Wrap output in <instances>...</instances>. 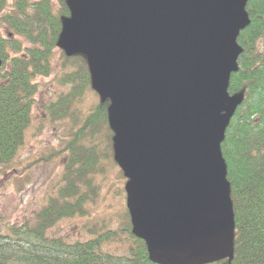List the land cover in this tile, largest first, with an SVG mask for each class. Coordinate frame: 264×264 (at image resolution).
<instances>
[{
  "label": "water",
  "instance_id": "1",
  "mask_svg": "<svg viewBox=\"0 0 264 264\" xmlns=\"http://www.w3.org/2000/svg\"><path fill=\"white\" fill-rule=\"evenodd\" d=\"M247 1L66 0L57 47L85 56L92 90L108 101L131 233L156 264L233 257L221 143L243 100L228 86Z\"/></svg>",
  "mask_w": 264,
  "mask_h": 264
},
{
  "label": "trees",
  "instance_id": "2",
  "mask_svg": "<svg viewBox=\"0 0 264 264\" xmlns=\"http://www.w3.org/2000/svg\"><path fill=\"white\" fill-rule=\"evenodd\" d=\"M245 9L249 23L237 37L242 51L228 86L230 94L242 93L243 100L221 143L235 222L233 257L219 264H264V0H248ZM68 14L66 0H0V165L12 162L24 142L36 77L53 72L55 51L64 68L58 80L70 89L49 103V110L64 116L70 102L86 87L92 89L85 56H67L57 47L61 19ZM107 105L98 99L81 121L66 149L62 185L45 205L21 223H2L0 216V264H156L149 260L145 243L131 234L128 213L127 232L134 246L125 258L103 252L100 236L70 242L48 235L60 219L83 215L85 203L95 197L88 176L95 171L96 157L84 141L97 126L108 132L107 157L113 159Z\"/></svg>",
  "mask_w": 264,
  "mask_h": 264
},
{
  "label": "rangeland",
  "instance_id": "3",
  "mask_svg": "<svg viewBox=\"0 0 264 264\" xmlns=\"http://www.w3.org/2000/svg\"><path fill=\"white\" fill-rule=\"evenodd\" d=\"M52 62L54 70L49 76L36 77L38 89L23 144L12 162L0 165L2 223H21L31 219L62 185L68 161L66 154L69 155L66 149L74 141L81 121L99 99L92 89L86 87L79 98L69 103L70 108L64 116L51 112L49 105L58 99L59 94L68 93L70 89L69 85L58 80L64 69L59 51H55ZM96 128L98 133L84 141L85 147L93 149L96 157L95 171L88 176L92 178L95 197L85 203L83 215L60 219L48 230V235L70 242L100 236L103 252L113 259L125 258L134 246L127 232L124 191L127 179L117 163L107 157L108 132L104 127Z\"/></svg>",
  "mask_w": 264,
  "mask_h": 264
},
{
  "label": "flooded vegetation",
  "instance_id": "4",
  "mask_svg": "<svg viewBox=\"0 0 264 264\" xmlns=\"http://www.w3.org/2000/svg\"><path fill=\"white\" fill-rule=\"evenodd\" d=\"M221 261V260H220ZM219 261H217V262H213V263H207V264H219L218 263Z\"/></svg>",
  "mask_w": 264,
  "mask_h": 264
}]
</instances>
